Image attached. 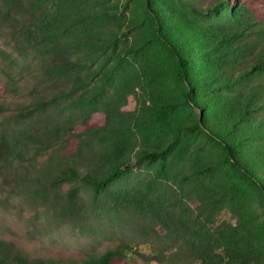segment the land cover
Listing matches in <instances>:
<instances>
[{
	"label": "rangeland",
	"instance_id": "374dc122",
	"mask_svg": "<svg viewBox=\"0 0 264 264\" xmlns=\"http://www.w3.org/2000/svg\"><path fill=\"white\" fill-rule=\"evenodd\" d=\"M262 1L0 5V131L5 125L35 131L11 177L39 175L44 182V166L72 164V154L80 171L101 173L116 158L132 163L97 198L82 188L81 200L97 209L84 214L80 227L53 203L16 198L23 186L0 179V237L40 255L81 257L119 248L123 264H264V192L225 161L221 144L194 130L199 120L210 123L258 167L264 69L251 68L264 67L257 38L264 28ZM244 27L246 33L232 39ZM170 43L191 61V86L179 77ZM186 93L206 108L187 103ZM51 97L57 101L21 116ZM246 98H253L249 106L259 102L256 129L242 119ZM51 147L55 162L39 154L48 157ZM149 151L165 156L140 161ZM72 186L56 188L57 195Z\"/></svg>",
	"mask_w": 264,
	"mask_h": 264
},
{
	"label": "trees",
	"instance_id": "16d2710c",
	"mask_svg": "<svg viewBox=\"0 0 264 264\" xmlns=\"http://www.w3.org/2000/svg\"><path fill=\"white\" fill-rule=\"evenodd\" d=\"M12 2V0H0V5ZM264 6V0L261 2ZM231 4V0H220V6H228ZM152 13L159 16L160 10L153 8L150 5ZM239 8L237 11H241ZM264 15V14H263ZM263 16H261V19ZM257 22V21H256ZM264 22V20H263ZM48 28L47 23L44 27H40L41 32H45ZM239 33H234L231 35L232 39H236L241 34H245L246 30ZM52 34V33H51ZM51 38V37H49ZM257 38L260 41L261 46L264 50V28L258 30ZM171 44V43H170ZM172 51L178 58V74L181 79L187 82L190 86L192 85L190 80V59L182 54L180 46L171 44ZM198 54H204L201 50H197ZM262 63L264 64V53L260 57ZM261 63V62H260ZM264 69L263 65L257 63L252 66L251 69L257 71L258 69ZM249 69V72L253 71ZM247 72V71H246ZM190 92V91H189ZM185 100L189 104H194L200 109L206 108L205 101L193 100L189 93H186ZM249 100L253 101V98H246L244 115L242 119L248 117L247 124L249 127L256 129L262 122L258 119V115L254 106L259 104L256 102L254 106H249ZM57 101L56 97H51L49 99H43L39 105L36 107H26L21 113L24 118L30 117L35 113L38 108H44L50 104ZM264 107L261 103V108ZM5 106H3V100H1L0 95V111H4ZM234 123V122H232ZM6 127L0 131V179L8 181L9 186L15 187L19 182L20 186H23V191L21 193H16L14 196L25 198H30L34 201L41 200L45 204H52L58 209L59 214L70 220L75 224L76 227H80L84 221V214L90 215L92 210L97 209L95 204H89L81 200V193L83 187H88L92 192V197L97 198L103 191L108 188L109 185L114 183L116 180L122 177V175L128 170L132 163L129 160H123L116 158L109 166V170L99 172L97 169H89L88 171H80L75 166L76 165V154L73 155V163L69 165H60L57 170L48 163L44 166L46 175L48 178L42 182L39 175H31L24 177L22 179H16L11 177V166L23 155V151L31 148L34 143L35 131H33L29 125L24 127H14L11 125H5ZM194 130H202L207 136L221 144L226 151L225 161L233 168L237 169L242 175L250 176L253 182L264 192V150L261 151L260 160H254L258 162V167H253L245 159L241 158V149L239 145H234L227 140V136H223L215 127L206 121L199 120L195 126ZM39 131V129H38ZM231 134V133H230ZM243 141L242 143H244ZM48 157L44 153H39L41 157L47 158V160H52L55 162L54 149L51 147ZM44 151V150H42ZM165 152L149 151L141 156L140 161L143 159H153L157 157H164ZM24 157V156H23ZM75 164V165H74ZM260 169V170H259ZM65 183H74L65 195H57L56 188L62 186ZM54 194L55 196H52ZM123 250L119 248L109 249L104 253H89L81 257L66 255V254H53V255H40L34 254L27 251L25 248L17 245L11 240H6L0 237V264H123Z\"/></svg>",
	"mask_w": 264,
	"mask_h": 264
}]
</instances>
